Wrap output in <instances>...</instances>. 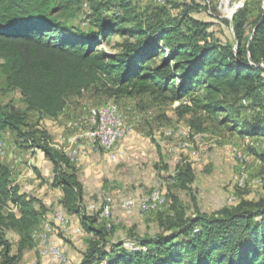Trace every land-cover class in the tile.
<instances>
[{
    "label": "trees",
    "instance_id": "trees-1",
    "mask_svg": "<svg viewBox=\"0 0 264 264\" xmlns=\"http://www.w3.org/2000/svg\"><path fill=\"white\" fill-rule=\"evenodd\" d=\"M70 1L0 0V70L6 88L17 90L28 110L56 118L68 99L101 84L114 98L146 93L170 101L187 98L185 111L222 116L218 122L229 130L264 138V0H256L253 19L246 3L233 13V40L225 42L213 40L211 22L189 16L201 6L197 0L182 2V16L168 20L162 18L164 10L142 18L130 0H121V13L107 17L96 2L89 31L68 25L66 16L75 3ZM114 31L128 36L120 50H100L99 37ZM157 56L163 58L157 62ZM245 109L250 116L242 114ZM27 118V112L0 103V131L15 132L22 146L49 158L52 186L63 193L60 208L78 216L82 230L92 235L79 261L71 264H264V153L259 155L258 199L207 216L197 210L188 214L168 193L172 214L158 220V230L122 240L112 223L101 221L102 210L85 211L84 186L69 156L51 146L45 129L28 130ZM174 179L190 191L192 164L178 165ZM44 213L45 204L22 192L0 163V264H25L23 253L33 247V230ZM10 231L18 234L15 250Z\"/></svg>",
    "mask_w": 264,
    "mask_h": 264
},
{
    "label": "rangeland",
    "instance_id": "rangeland-1",
    "mask_svg": "<svg viewBox=\"0 0 264 264\" xmlns=\"http://www.w3.org/2000/svg\"><path fill=\"white\" fill-rule=\"evenodd\" d=\"M70 2L75 3L70 4L66 16L68 25L85 31L92 29L89 17L91 6L96 2L102 5L103 15L107 17L121 13V0H71ZM130 2L135 13L142 18H148L149 14L159 10L166 12L162 15L165 20L181 17L184 13V8L180 4L185 0H130ZM197 2L201 6L192 10L189 16L211 22L208 32L211 33L213 40L220 42L233 40L230 26V16L232 17L233 14L226 16L225 0L224 3L222 0H197ZM244 3L247 5L250 19H253L257 14L256 0H228V8L232 13L235 7L238 6L237 8L240 9ZM183 28H186L185 23ZM126 38H128L127 35L114 31L106 39L99 37L98 48L105 52H117L120 50L119 44ZM162 58L163 56L155 57L157 62ZM169 94V92L166 93L167 96ZM187 101V98L170 101L168 98L151 93L114 98L108 94L106 87L99 84L83 92L78 98L68 99L66 109L57 118H42L39 122L40 115L36 111L27 109L20 93L6 88L5 76L0 70V103L12 104L18 110L27 112L29 125L27 129L37 128L38 125L48 130L55 141L66 138L60 135L61 132L78 139V134H81L87 125L85 122L90 109L106 103L117 108L128 126L126 135L118 142L119 145L122 144L118 159L108 160L101 149L98 153H94L95 150H85L87 167H89L87 170L90 174L98 170L92 169L97 165L96 163L91 165L93 155L98 154L107 168V170L105 168L106 173L103 172L98 181L101 185L99 192L93 194L91 198L96 201L102 200L100 206H97L101 211L103 209L101 205L103 201H107V197L115 201L119 195L140 197L152 189H159L166 196L164 206L157 210L141 212L136 208L132 214H126L118 208H113L110 216L102 218L103 223H112L117 238L122 240H130L137 234H153L158 230V220L172 214L168 193L177 196L188 214H193L197 210L207 216L214 215L223 208H236L243 201H254L262 194L263 164L259 155L264 153V138L243 137L238 131L229 130L226 125L219 124L218 121L222 116L212 119L205 112L185 111L182 105ZM94 112L95 109H92L90 114ZM242 114L250 116L251 113L245 109ZM75 120L78 122L77 127H70L68 124L71 125ZM92 129L93 126L90 131ZM181 135L185 136L184 140L192 144L191 147L183 148L178 145ZM12 136L9 130L0 131V163L7 166L14 164L9 171L14 183L18 184L22 191L23 185L18 183V175L25 166H21L23 160L13 163L15 159L12 156L15 153L20 155L19 147L22 149L24 147L18 144H16L17 147H13L10 143H16V141ZM201 143H206V147L200 149ZM150 144L155 149L151 153ZM143 153L147 158L144 162L141 161ZM185 162H190L194 169L195 179L190 191L181 189L174 179L177 166ZM110 178L114 179L111 181ZM40 187L41 184L38 185L39 192L32 190L26 192L43 201L46 213L38 224L41 226L38 227L40 229L34 232L33 247L24 251L22 261L25 264L74 263L78 260V253L87 247L89 235L80 234L75 230V227L80 225L78 221L72 224L71 220L68 218L66 220V217L63 223L55 221L53 214L60 207L59 189L51 187L40 190ZM86 203L83 201L88 214H95L98 211L87 210ZM243 208L248 209V206ZM8 236L15 250L18 234L10 231ZM43 236L46 238L52 236L50 240L55 241L63 255L62 263H57L48 252L46 248L48 243L43 242ZM129 245L130 243L125 244L127 247Z\"/></svg>",
    "mask_w": 264,
    "mask_h": 264
},
{
    "label": "crops",
    "instance_id": "crops-1",
    "mask_svg": "<svg viewBox=\"0 0 264 264\" xmlns=\"http://www.w3.org/2000/svg\"><path fill=\"white\" fill-rule=\"evenodd\" d=\"M72 98H78V97H72ZM67 103H68V101H67ZM66 107H67V104H66L64 110L66 109ZM92 109H96V107H94ZM92 109H90L89 112L87 113V115L89 114L88 117H87V120L85 122L87 124L86 125L87 128L85 127L84 131L81 132V134H78V136H77L78 139L77 138L74 139V137H72V136L70 137V135L68 133L64 134V132H61L60 135H64V137H66V138H64L62 140H56L55 141V139L53 140V138H52V134L50 132H48V130L45 129L48 132L49 136H50V139H51L50 143H51V146L54 149L62 151L64 153H66L67 155H69L70 151H72L74 148H78V150H79L78 155L75 158L70 159V160H71L72 168L75 170L79 180L83 183L84 192H83V195H82V200L85 203L87 202L86 203V205H87L86 209L89 210V211H94L95 209L98 210L100 208V207L97 208V206L98 205L100 206V204L102 203V200L100 201V199H99V200L96 201L93 198H91V196H93V194L95 195V194H97L99 192V189H100L101 185L98 184V181H99L100 177L104 173H106V171H105L106 163L100 159L98 154L93 155L94 157H93L92 162H91V165H92V163H96L97 164V165L93 166L92 169L93 170L98 169V170L94 171L92 174H90L88 172V170H87V169H89V167H87V163L88 162L86 161L87 158H86V155H85V153H86L85 150L86 149H89L91 151L95 150L94 153H98V150H99V149H96L94 147V145L92 144V141L90 140V138L88 136L90 128L92 127L91 126L92 125L91 124V120H90V115H91L90 111ZM64 110L61 112V114L64 112ZM42 118L43 119L44 118H46V119H50V118L51 119H55V118L48 117V116H40L39 122L41 121ZM68 125L70 127L76 128L77 125H78V122L75 120L74 123H71V125L70 124H68ZM6 130H9V129H6ZM9 132L12 133V135H13L12 138L15 139V141H16V143L12 142L10 144L13 145V147H17L16 144H18L19 146H22L21 143L19 142V139L16 136L15 132H13L11 130H9ZM78 141H80V142H78ZM207 145H208V143H207ZM150 146H151V148L149 147V151L151 153V152H153V150L155 151V149L152 147V144H150ZM191 146H192V144H190V146H188V148L191 147ZM23 147H24L23 149L19 147V151L21 153L20 155L18 153H15L12 156L15 159V161L13 163H17V162H20V161L23 160V164H21V166H25L21 170V173L18 175V183H21L23 185V190L22 191L23 192H28L29 190H32L34 192H36V191L39 192V190H38V185L39 184H41V187H40L41 189L40 190H42L43 188H49L50 189L51 187H53L52 186L53 164L51 163L49 158H47L45 155H43L42 152H40V151H38L36 149L33 150L32 148H28V147H25V146H23ZM201 147L205 148L206 147V143H201L200 149H202ZM121 151H122V144H120V145L118 144V146L116 145L117 154L120 153ZM193 153L195 154V151ZM145 155L146 154H144V153L141 154V161L142 162H144L147 159ZM147 157L149 158V156H147ZM8 167H9V170H10V169H12L14 167V164H11ZM106 170H107V168H106ZM38 176H40V177L38 178ZM113 179L114 178H110L111 181ZM54 188L55 189H59V205L62 206L61 203H60V200L62 199L63 193H62L60 188H58V187H54ZM67 218H68V220H71L72 224L75 223L76 221H78V223H80L79 222L80 221L79 217H77L76 215L67 214L66 215V220H67ZM101 219H102V217H101ZM38 224L36 225V227L33 230V238H34V232L36 230L40 229V228H38L40 226ZM75 230L77 232H79L80 234L83 233L85 235H89L88 237L90 238V233L83 231L80 225L76 226ZM17 240H18V238H17ZM87 241H88V239H87ZM85 249H86V247L82 249V252ZM80 257H81V254L78 253V260L77 261H79Z\"/></svg>",
    "mask_w": 264,
    "mask_h": 264
},
{
    "label": "bare ground",
    "instance_id": "bare-ground-1",
    "mask_svg": "<svg viewBox=\"0 0 264 264\" xmlns=\"http://www.w3.org/2000/svg\"><path fill=\"white\" fill-rule=\"evenodd\" d=\"M224 11L226 12V16L231 15V11L228 8V0H225ZM110 111H114V112H116V114H115V121H113V130L110 132L109 139H104V137L99 136V134H92V137H89L90 140L92 141V144L94 145V147L96 149L103 150L106 155L117 154V152L115 151L116 145L126 135V133L128 131V126H126L122 116L120 115L119 111L117 110V108L115 106H113L110 103H106V104H103L101 106V113H109ZM91 114H92V116L90 115V120H91V124L93 126V129L91 131L93 133L103 132V123L92 122L94 117H95V112L91 113ZM91 131L88 133L89 134L88 136L91 135ZM200 135H202V134H200ZM190 144L191 143L189 141L183 140V141L179 142L178 145L185 148V147L190 146ZM78 153H79L78 148H74L69 153L68 156L70 158V155H72V154L78 155ZM106 200L111 201V202H107L106 212L103 213V209H102V211H101V217L102 218L110 216L113 208H118L120 211L123 212L122 207H115V205L125 206L126 214H132L133 210H135L137 208V206H141V205L147 206V207H140L139 211H141V212L154 211V210L159 209L162 205L164 206V203L166 201V197L161 190L152 189V190H149L148 192L144 193L140 197H138V196L135 197L133 195H119V197L116 201L112 200L111 197H107ZM65 217H66V215H65L63 209H61V208L57 209L53 214V219L55 221H57L58 223H61V219H62V223H63L65 221ZM43 237H44V238H42L43 242L48 243L46 245L47 247L45 246L48 249V252H50V254L52 255L53 258L55 255L59 256V257H57V259H55V261L57 263H62L64 259H63V255L60 252V249L58 248V245L55 243V241H52V245L50 246V238L52 236H48V238H46V236H43Z\"/></svg>",
    "mask_w": 264,
    "mask_h": 264
},
{
    "label": "built area",
    "instance_id": "built-area-1",
    "mask_svg": "<svg viewBox=\"0 0 264 264\" xmlns=\"http://www.w3.org/2000/svg\"><path fill=\"white\" fill-rule=\"evenodd\" d=\"M101 106H99L98 108L95 109V117H94L92 122L103 123V132L93 133L91 131V135L89 137H92V134H99V136H103L104 139H109L110 132L113 130V121H115L116 112L110 111L109 113H101ZM181 134H182V131H181ZM184 139H185V136L181 135V141ZM76 156H77V154H72V155H70V159L75 158ZM106 156L109 160L116 161L118 159V154H110V155H106ZM107 202H111V201H103V204L101 205V206H103V213L106 212ZM115 207H122L123 212L126 213L125 212V206L115 205ZM140 207H147V206H143V205L137 206V210H139ZM61 223H62V219H61ZM51 245H52V240H50V246ZM57 257H59V256L55 255L53 259L55 260V259H57Z\"/></svg>",
    "mask_w": 264,
    "mask_h": 264
},
{
    "label": "water",
    "instance_id": "water-1",
    "mask_svg": "<svg viewBox=\"0 0 264 264\" xmlns=\"http://www.w3.org/2000/svg\"><path fill=\"white\" fill-rule=\"evenodd\" d=\"M238 7V6H237ZM237 7H235L234 9H233V11H232V13H231V15L238 9ZM230 18L232 19V17L230 16ZM230 19V20H231ZM230 23H231V21H230Z\"/></svg>",
    "mask_w": 264,
    "mask_h": 264
}]
</instances>
